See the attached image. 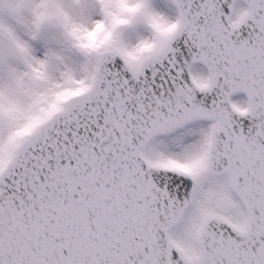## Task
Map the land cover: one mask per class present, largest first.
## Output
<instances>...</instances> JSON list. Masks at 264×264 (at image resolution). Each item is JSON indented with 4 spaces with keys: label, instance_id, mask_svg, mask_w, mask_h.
Here are the masks:
<instances>
[{
    "label": "snow or ice",
    "instance_id": "6c2138e0",
    "mask_svg": "<svg viewBox=\"0 0 264 264\" xmlns=\"http://www.w3.org/2000/svg\"><path fill=\"white\" fill-rule=\"evenodd\" d=\"M0 264H264V0H0Z\"/></svg>",
    "mask_w": 264,
    "mask_h": 264
}]
</instances>
